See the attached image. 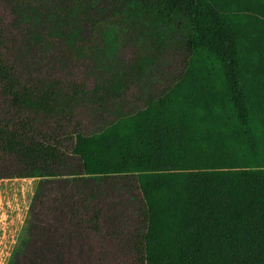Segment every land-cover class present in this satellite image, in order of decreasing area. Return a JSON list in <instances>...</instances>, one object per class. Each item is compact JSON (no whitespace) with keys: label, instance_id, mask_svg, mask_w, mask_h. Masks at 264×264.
<instances>
[{"label":"trees","instance_id":"obj_1","mask_svg":"<svg viewBox=\"0 0 264 264\" xmlns=\"http://www.w3.org/2000/svg\"><path fill=\"white\" fill-rule=\"evenodd\" d=\"M26 178L8 264H264V0H0Z\"/></svg>","mask_w":264,"mask_h":264},{"label":"rangeland","instance_id":"obj_2","mask_svg":"<svg viewBox=\"0 0 264 264\" xmlns=\"http://www.w3.org/2000/svg\"><path fill=\"white\" fill-rule=\"evenodd\" d=\"M38 179L0 180V264H8L25 233V220Z\"/></svg>","mask_w":264,"mask_h":264}]
</instances>
